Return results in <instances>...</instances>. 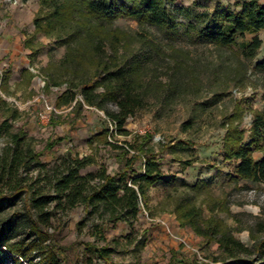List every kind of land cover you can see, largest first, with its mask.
Segmentation results:
<instances>
[{
  "label": "rangeland",
  "instance_id": "obj_1",
  "mask_svg": "<svg viewBox=\"0 0 264 264\" xmlns=\"http://www.w3.org/2000/svg\"><path fill=\"white\" fill-rule=\"evenodd\" d=\"M258 1L264 4V0ZM242 2L165 0L178 21L175 31L130 17L106 23V30L117 28L122 39L116 53L107 39L101 47L102 58L113 69L139 65L134 76L140 85L134 93L142 95V105L126 118L121 133L95 106L84 103L74 110V101L56 106L57 96L73 77L74 68L68 70L62 64L70 52L58 38L65 33L62 26L52 34L35 29L34 17L48 14V4L41 0H0V75L4 69H11L10 93L0 89V95L21 111L20 117L10 120L8 131L0 135V154L10 146L11 133L22 127L28 145L41 152V161L53 163L67 151L79 156L90 154L94 162L81 169L82 173L101 166L114 173L120 168L116 159L119 150L102 141L88 142L96 131L108 127V139L119 145L125 140L138 145V134L148 135L147 145L154 148L160 161L161 177L149 186L148 205L140 203L132 226L123 220L102 225L100 219L87 217L81 203L66 209L49 204L45 207L49 213L46 221L31 209L41 229L38 242L62 250L54 251L56 264H107L94 252L95 246L109 247L110 259L117 264H188L195 260L214 264L212 256L221 255L215 239L197 234L179 218L191 205L200 209L204 220L219 221L250 246L253 256L264 250V182L235 179V161L225 159L223 149L231 126L243 129L244 139L249 138L253 114L264 104V69L256 65L264 59V28L245 32L229 45L209 41L199 32L205 24L217 21L221 11H240ZM104 33L100 31V35ZM255 35L261 44L253 57H246L244 49ZM72 45V52L84 59L75 74L82 69L92 72L97 58L91 54V46L84 39ZM24 63L35 73L29 83L22 76ZM48 63L54 64L52 74L44 70ZM57 81L61 83L55 85ZM43 96L54 106L46 123L37 117ZM106 106L117 109L112 101ZM55 114L61 123L54 125L50 120ZM1 116L2 110L0 120ZM57 137L63 138L48 149L47 143ZM137 152L129 150L127 156ZM253 155L261 158L264 149L255 150ZM37 171L33 168L22 175L30 179ZM141 171L142 160L137 159L133 170L128 169L127 180ZM0 187L4 194L10 192L8 186ZM25 199L26 195L17 194L0 211V223L16 218L12 241L24 245L37 237L24 217ZM37 254L32 249L28 259L39 261ZM28 259L6 257L4 264H29Z\"/></svg>",
  "mask_w": 264,
  "mask_h": 264
},
{
  "label": "trees",
  "instance_id": "obj_2",
  "mask_svg": "<svg viewBox=\"0 0 264 264\" xmlns=\"http://www.w3.org/2000/svg\"><path fill=\"white\" fill-rule=\"evenodd\" d=\"M42 4H48L50 12L45 16L34 17L35 29L46 34H52L54 29L61 25L63 34L59 35L60 43L67 44L70 51L62 64L66 69H72L74 75L67 82V86L57 96L56 106L69 104L74 101L73 109L77 110L87 104L95 106L105 112L116 126L123 131L126 118L132 115L135 109L142 105L141 94L134 93L140 83L134 76V71L139 67L125 65L114 68L108 65V61L101 56L102 45L107 41L114 53L117 52L118 42L122 39L118 35V29L106 30V23H111L117 17H130L142 22L154 24L168 31L177 30L178 21L171 10L166 6L165 0H41ZM217 21L207 23L199 32L209 41L221 45L233 43L237 36H243L245 32L256 31L264 28V4L258 0H243L241 10L235 12L230 9L221 11ZM105 32L100 35V31ZM106 30V31H105ZM110 38V39H109ZM84 39L91 48V54L96 57V64L92 72L84 69L75 74L84 59H80L73 53L72 43L75 40ZM261 44V39L254 36L244 49L246 57H253ZM53 63H48L44 68L48 74H52ZM264 69V59L256 64ZM70 67V68H69ZM11 69H4L0 75V89L10 93L9 77ZM29 83L35 75L29 68L22 70V76ZM23 80V78L21 79ZM21 82V81H20ZM61 82H55L59 85ZM48 89L50 81H45ZM80 94V97L77 96ZM114 102L117 109H109L107 102ZM0 135L7 132L11 126L10 120L20 117L21 111L0 95ZM50 120L52 124L61 123L57 114ZM109 129L103 127L96 131L88 142H105L116 150L119 170L114 173L101 166L96 171L81 172L86 165L94 162V156L85 154L79 156L67 151L53 162L40 160L41 152L34 151L26 142V131L20 127L17 132L11 133V144L0 154V186H8L10 191L4 194L0 190V211L3 210L8 200L17 194L26 195L24 201V217L29 221V228L37 237L25 245L21 241H12L16 218L9 217L0 223V264H4V258L12 260L29 258V252L35 249L41 256L39 261L28 259L29 264H56L54 251L62 253L58 247L42 246L38 242L41 238V229L37 220L33 218V212L40 220L49 219V213L45 207L51 203L57 208H70L77 204H83L87 217L98 218L101 224L112 223L118 220L127 222L130 226L137 220L140 211V203L148 205V188L161 177L159 157L154 148L147 145L148 135H139L141 142L138 145L131 144L127 140L119 145L108 139ZM63 137H57L47 143L51 149L54 143H58ZM138 152L131 157L129 150ZM224 158L234 160L235 179H248L254 182H264V155L255 158V150L264 149V104L261 109L254 112L250 135L244 139L243 129L231 126L227 129L223 141ZM142 160V171L133 175L128 181V169L133 170L134 162ZM37 168L35 177H26L24 172H31ZM31 180V181H30ZM1 188V187H0ZM182 217V218H181ZM42 218V219H41ZM179 218L189 223L194 231L215 239L219 245L221 255L212 256L214 264H264V250L256 257L252 248L233 236L230 230L222 227L219 221L204 220L198 207L191 205L185 207ZM94 252L107 264H117L110 259V249L107 246L93 247ZM188 264H209L195 260Z\"/></svg>",
  "mask_w": 264,
  "mask_h": 264
},
{
  "label": "built area",
  "instance_id": "obj_3",
  "mask_svg": "<svg viewBox=\"0 0 264 264\" xmlns=\"http://www.w3.org/2000/svg\"><path fill=\"white\" fill-rule=\"evenodd\" d=\"M53 110H54V106L48 103V101L43 96V105L42 108L37 112V117L41 122L46 123L49 120L50 113Z\"/></svg>",
  "mask_w": 264,
  "mask_h": 264
},
{
  "label": "crops",
  "instance_id": "obj_4",
  "mask_svg": "<svg viewBox=\"0 0 264 264\" xmlns=\"http://www.w3.org/2000/svg\"><path fill=\"white\" fill-rule=\"evenodd\" d=\"M21 68L24 69V68H28V67L26 66V63H24Z\"/></svg>",
  "mask_w": 264,
  "mask_h": 264
}]
</instances>
